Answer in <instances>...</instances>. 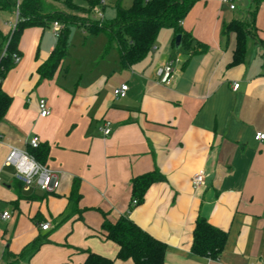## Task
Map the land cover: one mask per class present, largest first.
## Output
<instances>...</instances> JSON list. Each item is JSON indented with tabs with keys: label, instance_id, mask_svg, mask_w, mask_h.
<instances>
[{
	"label": "crops",
	"instance_id": "crops-1",
	"mask_svg": "<svg viewBox=\"0 0 264 264\" xmlns=\"http://www.w3.org/2000/svg\"><path fill=\"white\" fill-rule=\"evenodd\" d=\"M223 4L202 0L192 8L181 23L194 39L189 49L176 50L166 34L161 51L156 46L132 67L123 69L117 55L112 69L82 72L74 84L61 77L64 64L53 79H40L56 39L49 29L23 32L20 61L1 83L12 102L0 122V211L12 218L0 220V264H83L89 251L134 264L118 260L117 245L104 237V221L122 216L165 244L164 264H264V140L257 139L264 133V0L240 62L236 34L223 28L248 19L251 3L240 15ZM195 42L207 51L190 55ZM174 59L175 79L161 85L158 69ZM122 84L128 92L116 99ZM40 99L50 110L45 118ZM34 138L48 149L45 166L57 172L53 193L25 188L6 164L12 148L28 152ZM151 172L160 179L134 205L132 180ZM198 172L206 178L195 190ZM199 217L227 234L218 260L191 252ZM44 223L49 230H41ZM37 240L42 245L27 255Z\"/></svg>",
	"mask_w": 264,
	"mask_h": 264
},
{
	"label": "trees",
	"instance_id": "trees-1",
	"mask_svg": "<svg viewBox=\"0 0 264 264\" xmlns=\"http://www.w3.org/2000/svg\"><path fill=\"white\" fill-rule=\"evenodd\" d=\"M78 0H22L14 3L12 0H0V13H15L18 11V21L10 36L5 37L0 29V77L15 66L14 55L20 56L19 42L23 32L28 28L38 27L50 29L54 22L61 25V31L56 36V43L48 60L39 67L41 80H51L70 55L69 30L78 26L92 34L103 33L107 37L105 53L116 49L123 69L130 68L146 58L156 48L160 32L164 29L174 33L173 45L177 35L182 36L181 47L189 49L194 43L191 34L187 33L181 23L186 19L196 3L202 0H134L131 7L117 8L113 23L105 24L98 20L91 21L86 10L80 8ZM251 10L248 12L249 27L245 21L232 20L224 25L223 33L236 34L235 62H240L245 53L247 39L255 37V17L263 0H250ZM91 7L99 4V0H89ZM64 6L67 10L58 8ZM80 11L86 14L81 22L74 20L67 11ZM1 20V17H0ZM252 31V32H251ZM207 46L195 42L194 53L207 51ZM12 98L1 89L0 84V122L6 117ZM28 153L39 163L44 164L48 149L31 148ZM156 172L147 173L132 180V197L141 203L149 186L158 181ZM78 180L74 181L70 198L78 201L80 198ZM104 237L118 247L117 259L132 260L134 264H164L166 246L142 230L127 216L120 217L115 222L104 221L102 225ZM227 241L226 232L214 227L205 218L199 217L193 230L191 252L199 257L218 260ZM42 245L41 240L35 241L26 250L27 255H33ZM83 264H114V260L101 255L87 252Z\"/></svg>",
	"mask_w": 264,
	"mask_h": 264
},
{
	"label": "rangeland",
	"instance_id": "rangeland-1",
	"mask_svg": "<svg viewBox=\"0 0 264 264\" xmlns=\"http://www.w3.org/2000/svg\"><path fill=\"white\" fill-rule=\"evenodd\" d=\"M14 3H20L22 0H12ZM134 0H99V4L95 7H91L89 0H78L77 3L80 8L86 10L89 15L91 21L97 19L96 10H100L103 13V23L110 24L116 18L117 8L122 7L124 9H128L132 6ZM250 0H235L234 5L237 7L236 15H240L242 11L247 12L249 7L243 8L244 3L248 4ZM251 3V2H250ZM217 3H214V7ZM202 3L201 6H203ZM248 6V5H247ZM217 7V6H216ZM246 7V6H245ZM59 9L67 10L64 6L58 5ZM222 9L224 11L229 10V4H223ZM247 9V10H246ZM70 13L71 17L77 22H81L86 14L81 13L80 11H67ZM192 13V12H191ZM190 13V14H191ZM0 29L5 37L10 36L11 32L16 26V14L1 12L0 13ZM245 21V28L249 27V23ZM49 34H51L52 39H56V35L52 28L49 29ZM167 32V33H166ZM252 32V31H251ZM166 34H172V38L174 36L173 31H169L164 29L160 32L156 46L160 47V51L164 48V45L168 43ZM21 40V38H20ZM56 43V42H55ZM107 45V37L103 33L92 34L91 32L84 31L78 26H71L69 30V52L70 55L64 63V70L66 73H62L61 77H68V81H71V84L77 82L79 79V75L83 72L86 77L93 71H99L100 69H112L115 61L118 59V53L116 49H112L107 54L105 53V48ZM156 51V50H155ZM153 51L151 53L154 54ZM4 52H0V59L3 56ZM183 58V51L181 53ZM111 86V83L108 85L107 89Z\"/></svg>",
	"mask_w": 264,
	"mask_h": 264
},
{
	"label": "built area",
	"instance_id": "built-area-1",
	"mask_svg": "<svg viewBox=\"0 0 264 264\" xmlns=\"http://www.w3.org/2000/svg\"><path fill=\"white\" fill-rule=\"evenodd\" d=\"M224 4H229L231 10L235 9V5L232 0H220ZM19 3V2H18ZM98 21H103V13L100 10H96ZM18 21V11L16 12V23ZM56 36L61 31V25L58 22H54L51 26ZM15 64L20 61V57L14 55ZM178 59L166 62L163 64L157 72L158 82L164 86H170L175 79V72L173 69V63L178 62ZM2 78L0 77V84L2 83ZM239 84H234L233 89H238ZM128 85L122 84L116 88L113 92V95L116 99L124 98L128 92ZM38 108L40 111V116L45 118L50 114V110L45 99H40L38 102ZM111 122L105 121L102 126V131L105 135L111 133ZM257 139L260 141L264 140V133H258ZM38 140L36 138L32 139L29 142L31 148L38 147ZM6 164L13 166L15 168L16 174L15 178L20 182L25 188L30 189H39L46 193H53L58 186V175L57 172L51 170L50 168L42 165L36 161L27 151H20L16 148H12L7 159ZM205 173L198 172L192 178V186L195 190H198L205 183ZM137 200L133 201V204L136 205ZM12 218V213L10 211H0V220L9 221ZM41 230H49V223L40 224Z\"/></svg>",
	"mask_w": 264,
	"mask_h": 264
},
{
	"label": "water",
	"instance_id": "water-1",
	"mask_svg": "<svg viewBox=\"0 0 264 264\" xmlns=\"http://www.w3.org/2000/svg\"><path fill=\"white\" fill-rule=\"evenodd\" d=\"M181 40H182V36L181 35H177L176 41H175V44H174V48L176 50L180 49V47H181Z\"/></svg>",
	"mask_w": 264,
	"mask_h": 264
}]
</instances>
